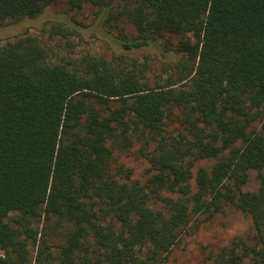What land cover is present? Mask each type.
<instances>
[{"label": "trees", "instance_id": "16d2710c", "mask_svg": "<svg viewBox=\"0 0 264 264\" xmlns=\"http://www.w3.org/2000/svg\"><path fill=\"white\" fill-rule=\"evenodd\" d=\"M57 1L0 0V27ZM63 3L132 25L125 50L176 58L151 84L146 60L53 58L38 36L0 38V264H164L225 205L255 233L210 264H264V0ZM135 142L145 182L112 165ZM202 159L215 161L193 185ZM251 169L259 185L244 191Z\"/></svg>", "mask_w": 264, "mask_h": 264}, {"label": "rangeland", "instance_id": "374dc122", "mask_svg": "<svg viewBox=\"0 0 264 264\" xmlns=\"http://www.w3.org/2000/svg\"><path fill=\"white\" fill-rule=\"evenodd\" d=\"M96 7L84 4L80 9L68 10L63 0L46 7L43 12L34 19L24 18L23 20L0 27V38L9 39L23 33L38 36L50 50L53 58L68 56L69 58L82 57L85 54L100 55L108 60L120 54L136 57L140 62L146 60L150 64L148 78L154 84V74L160 67L162 57L159 48L154 51L148 47L138 50H125L118 42L122 34H134L132 25L121 22L117 25L103 24ZM61 23L60 27L67 34L62 37L52 26ZM69 32V33H68ZM166 58H176V54L168 53ZM164 58V59H166ZM257 125V124H256ZM258 126V125H257ZM139 143L135 142L128 151L116 153L112 165H123L131 170V178L145 182L153 171L149 169L148 160L139 156L137 150ZM214 159H202L193 168V179L198 166L210 169ZM259 180L257 170L251 169L248 172L247 182L242 186L244 191H253L258 188ZM42 226V225H41ZM255 230L252 226L249 215L236 209L231 205H225L209 220L200 223L190 234H183L180 241L173 247L168 260L164 264H210L223 248H228L237 237L247 239L250 243ZM57 237L50 236V242L55 246L60 241V234ZM53 247L56 250V247ZM36 253V250L34 254ZM246 260L243 264H251Z\"/></svg>", "mask_w": 264, "mask_h": 264}]
</instances>
